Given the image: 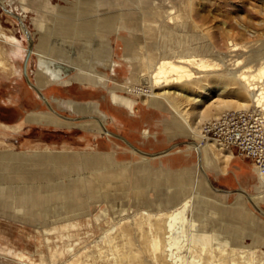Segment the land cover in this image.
<instances>
[{
    "label": "rangeland",
    "instance_id": "rangeland-1",
    "mask_svg": "<svg viewBox=\"0 0 264 264\" xmlns=\"http://www.w3.org/2000/svg\"><path fill=\"white\" fill-rule=\"evenodd\" d=\"M181 1L2 0L0 264H264V215L254 206L264 212V174L197 137L202 122L241 109L220 107L237 98L225 86L230 71L254 75L264 65V0ZM150 20L168 32L152 40L156 53L142 36ZM28 38L25 74L49 107L23 75ZM169 46L208 74L206 90L174 83L202 99L178 104L185 120L161 97L153 104L125 88L147 89L137 75L170 58ZM50 59L73 69L54 70ZM260 80L248 105L264 94Z\"/></svg>",
    "mask_w": 264,
    "mask_h": 264
},
{
    "label": "bare ground",
    "instance_id": "bare-ground-1",
    "mask_svg": "<svg viewBox=\"0 0 264 264\" xmlns=\"http://www.w3.org/2000/svg\"><path fill=\"white\" fill-rule=\"evenodd\" d=\"M0 5L5 7L4 4L2 3V0H0ZM177 5L179 6V8H181L183 6V2L181 0H177ZM143 26H145L146 30L144 29L145 31H144V33H142L143 34L142 36H145V39L149 43H151L149 51L152 52V53H156V51L159 49V46L161 47V45H159L161 42L159 44L157 43L158 44L157 45V44L153 43L152 40L155 39V38L156 39L158 38L159 40L160 39L161 40H167L165 37H167V35H168L167 33L168 32H166L163 35H160L159 33H157L156 32L157 24L153 23V21H151V22L148 21L146 23L144 22ZM148 26H150L151 29L148 28ZM170 28L172 29L173 27L170 26ZM175 28H177V27H175ZM22 29L24 30V32L28 36V32H27V30L25 29L24 26H22ZM28 40H29V47L27 48V52H28V56H29V54L32 52V50H31V40H30V38H28ZM187 40H188V42L190 41V39H187ZM185 41H186L185 39L182 40V38H178V37H175V36H172V38H171V43L179 42L180 44L183 45V44L187 43V41L186 42ZM165 44H168V42L165 43ZM126 45H127V48H128L129 47V43L127 41H126ZM167 49L171 52V55H172L171 57L172 58L171 57L168 58L165 55H162V56H160V59H159L160 62L158 63L157 66L154 67L155 64H153L152 67L147 69L146 72H143L142 74L137 75L138 76V78H137L138 79L137 80L138 83L145 84L143 86H144V88H147V89L142 90L141 87H138V86H135V85H133V86L129 85V86H126L125 88L127 89V91L135 90V91H137L136 93H138V94H141L142 92H146L147 93L146 94L147 99L150 98L149 101L151 103H153V104L155 103L154 100H155L156 97H158V98L161 97L163 100H165L169 104L168 107H170V109H172L176 115L180 116L182 118V120L183 119L185 120L186 118H184L185 116L183 117L182 113L180 112V109H179L180 105H178V104L181 103V101H183V100L188 102V103L193 101L194 105L192 106V108H196L197 105L198 106L201 105L202 99L199 98L198 95H193L192 96V94L190 95V93H189V95H187L186 93H182L180 90L176 91L174 89L175 88V86H174L175 84L174 83H181L182 87L186 86V85H190V87L194 88V89H205L206 88L205 86H207L209 82L207 83V85H205V84H202L201 80H205L206 77L208 76V74H207V72H204V73L201 72L200 73V71H196V70L192 69L190 67V65H183L184 63H190V60L193 59L194 55L190 56V53L187 54L185 52H182L183 50L181 51L180 48H174V47L169 46V48H167ZM162 50L163 49L160 48L159 52L162 53ZM172 60H176L179 65L172 64V62H171ZM195 64H197V66H199L200 68H204V67L208 66V64H206L203 59H201L199 62H195ZM49 65L54 70L62 68V71L66 72V73L68 72V70L73 69V67L68 65V64L61 63L59 61H54V60H51ZM66 67H68L67 70H65ZM233 71L234 70L230 71L231 76L230 77L228 76L229 80H228V83L225 86L226 87L230 86V87H228L229 88L228 91H232V94H235V96L237 98L233 99L232 101L230 100L231 102L230 101H225L226 103L224 102L222 105L220 104L221 105L220 107L223 108V109H227V108H230V107L234 108V106H233L234 103H232V102H236V106L239 107V108L246 107L248 105V102L247 101L245 102L246 96L247 95H249V97L253 96V91L256 90V87H254L252 85L254 78H257V77L261 78L260 82L264 85V80H263L264 79V65L254 75H246V72H243L244 70L239 72V75H236L237 71L236 72H233ZM195 73L199 74V76L195 77L194 76ZM215 75H217V76H216V80H214V82L220 81L222 79V77H223V75H220V74H215ZM255 76H257V77H255ZM192 77H195V78L192 79ZM75 78L79 79L80 81L82 79H84L83 75L81 76L82 79L78 78L77 76H75ZM211 79H213V78H211ZM208 81H212V80H208ZM231 85H235V86L231 87ZM249 85H252V86H249ZM173 86H174V88H173ZM35 87L39 90V88L37 86H35ZM226 87H225V89H226ZM157 89H158V91H156ZM263 89H264V87H263ZM110 91L112 93V99L114 100L116 98V96L113 93L114 91H113L112 88L110 89ZM261 99L264 100V94H262ZM261 99L259 98V95L256 97V101L259 102V103L262 102ZM121 102H122V104L131 105L129 100H121ZM203 109H201L199 111H196V115L197 116L199 115L198 116L199 118L207 117L208 114H209V110L206 111V110H203ZM37 115L28 116L27 119L28 120H37L38 119L39 120V117H41L42 119L44 118V120H46L45 122H47V121L48 122L56 121V120H52L53 118L45 117L44 115L43 116L42 115L37 116ZM56 122H58V121H56ZM97 125L98 124L95 123L94 126H97ZM100 125L102 126L103 130L105 131L103 125L102 124H100ZM197 137L200 139L199 141H201V136H200L199 133L197 134ZM193 146L197 150L199 160L200 159L202 160L204 158V155L202 153V147L203 146H204V148L206 150L208 148H211L212 146H214V147L216 146L217 150H222L221 144H219L218 142H216L214 140H213V143H211V144H207L206 142H204L203 146H202V144H200L198 142V143H194ZM203 152H204V150H203ZM224 157H225V159L224 158L223 159H224V161L226 163L227 159L230 158V154H225ZM254 206L256 207V209L261 214L264 215V212L257 205L254 204ZM169 218L173 222L179 223V220H178L179 213L176 210H174L172 212V215H170ZM158 240H159L158 237H155L153 239V246L156 249L158 248ZM219 261H221V260H219ZM232 262L234 263V261H232Z\"/></svg>",
    "mask_w": 264,
    "mask_h": 264
},
{
    "label": "built area",
    "instance_id": "built-area-1",
    "mask_svg": "<svg viewBox=\"0 0 264 264\" xmlns=\"http://www.w3.org/2000/svg\"><path fill=\"white\" fill-rule=\"evenodd\" d=\"M201 140L212 139L247 158L264 174V104L255 98L241 109H229L201 123Z\"/></svg>",
    "mask_w": 264,
    "mask_h": 264
},
{
    "label": "water",
    "instance_id": "water-1",
    "mask_svg": "<svg viewBox=\"0 0 264 264\" xmlns=\"http://www.w3.org/2000/svg\"><path fill=\"white\" fill-rule=\"evenodd\" d=\"M29 46V44H28ZM27 57H28V52L25 51V56H24V61H23V75H24V78H25V81L26 83L37 93V95H39L41 97V99L44 100L45 104L49 107V105L47 104V102L45 101L44 97L42 96L40 90H38L28 79H27V76L25 74V63L27 61ZM68 67L65 68V70H67ZM69 71V70H68Z\"/></svg>",
    "mask_w": 264,
    "mask_h": 264
},
{
    "label": "flooded vegetation",
    "instance_id": "flooded-vegetation-1",
    "mask_svg": "<svg viewBox=\"0 0 264 264\" xmlns=\"http://www.w3.org/2000/svg\"><path fill=\"white\" fill-rule=\"evenodd\" d=\"M94 104H95V105H97L96 103H94ZM92 113H94V112H92ZM92 119H93V118H92ZM95 120H96V121H99V120H98V119H96V118H95V119H93V121H95ZM100 128H101V127H100ZM101 131H104V130L102 129V130H100L99 132H101Z\"/></svg>",
    "mask_w": 264,
    "mask_h": 264
}]
</instances>
